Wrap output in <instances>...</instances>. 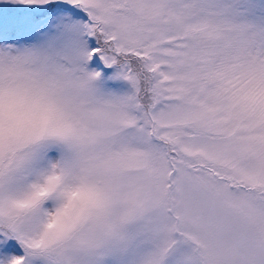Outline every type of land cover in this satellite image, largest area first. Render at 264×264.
<instances>
[{
    "label": "snow or ice",
    "instance_id": "snow-or-ice-1",
    "mask_svg": "<svg viewBox=\"0 0 264 264\" xmlns=\"http://www.w3.org/2000/svg\"><path fill=\"white\" fill-rule=\"evenodd\" d=\"M0 264H264V0H0Z\"/></svg>",
    "mask_w": 264,
    "mask_h": 264
}]
</instances>
